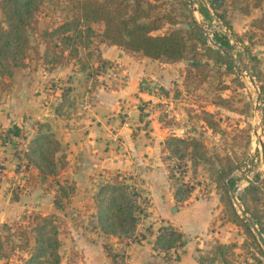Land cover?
<instances>
[{"label": "rangeland", "instance_id": "rangeland-1", "mask_svg": "<svg viewBox=\"0 0 264 264\" xmlns=\"http://www.w3.org/2000/svg\"><path fill=\"white\" fill-rule=\"evenodd\" d=\"M254 1L156 0L159 6L155 11L172 14L176 22L171 24L161 18L156 32L179 27L185 30L190 20L196 19L209 45L217 48L208 41V30L213 32V37L218 35L229 41V46L224 49L232 58L230 63L213 58L205 51V45L198 43L176 61H167L164 57L148 59L150 62L155 59L158 68L166 62L176 64L179 74L173 76L175 79L170 81L173 85L169 88L156 85L153 98L139 99L135 103L137 111L132 116L119 112L124 120L133 122L139 121L140 114L142 123L139 127L143 126L147 130L145 133L154 128V123L161 122L167 127L168 133H162L163 146L158 151L164 165L158 166L167 170L165 185L175 193L173 203L178 207L171 212L178 218L175 225L161 219L159 211L154 208L151 192L156 188L155 183L149 181V177H141L139 172L128 173L115 164L110 174L96 178L101 181L97 189L103 182H112L116 175L125 176L124 181L141 193L135 199L140 211L135 210L138 220L129 236H118L115 240L114 234L103 232L96 225V203L94 209L89 207L93 203L88 200L81 205L88 206L85 208L69 203L75 197L77 186L76 180L59 175L67 165L66 148L61 140L56 175L42 177L35 166H26L25 152L41 121L27 118L25 112L17 121L20 125H11L7 121L4 124L0 120V232L6 223L29 225L34 213H55L61 264H108L100 259L101 254L105 257L104 253L115 258V264H124L123 249L115 243L133 239L135 232L137 239H145L157 252L153 253L154 257L159 254L169 260L179 254L182 246H173L165 257L155 243L158 228H178L177 222L182 220L185 210L195 209L200 225L195 232L183 236V240L192 247L199 264H264V249L256 235L247 231L242 219L235 220L231 210L232 202L239 215L245 218L238 208V204L244 208L239 198L242 197L250 210L258 207L264 226V186L257 193L246 188L249 184L260 186L264 176L259 142L260 137L264 140V3L254 5ZM200 6H206L208 15L199 12L197 8ZM64 17L65 12L58 8L55 0H45L39 7L34 28L30 31L31 47L25 58L26 64L13 67L11 76L0 75V110L5 119L12 116L8 108L17 102L14 99L16 92H24L20 97L24 102L31 99L27 93L28 85H31L30 92L36 88L35 92L40 94L37 96L41 102L39 106L47 109L44 119L52 114L54 118L49 119L55 120L53 124L65 123L68 118L84 114L89 91L103 86L111 89L115 83L124 84L128 80L129 61L146 56L108 44L96 36L92 43V57H85L81 62L74 58L44 62L46 39L42 31L52 28ZM214 17H219L220 21ZM95 27L101 28L99 24ZM116 50L124 51L126 61L119 60ZM101 51L108 56L103 58ZM249 75L254 77L255 85ZM159 94L169 95L171 103L163 106L167 99L159 101ZM13 127L16 130L12 132ZM47 129L57 137L48 125L43 128ZM171 135L186 138V144L179 143L180 149L175 150ZM189 140L199 142L196 153ZM154 164V161L146 163L142 173L145 174ZM245 175L253 182H248ZM144 178L149 181L146 186L143 185ZM229 178L234 181V187L228 184ZM58 181L68 190L73 188L68 196H61ZM93 182L88 189L90 192L96 185V181ZM55 196L61 197V208L56 207ZM181 208L185 211L182 214L179 213ZM3 261L4 258L0 257V262ZM13 261L18 262L15 255Z\"/></svg>", "mask_w": 264, "mask_h": 264}, {"label": "trees", "instance_id": "trees-1", "mask_svg": "<svg viewBox=\"0 0 264 264\" xmlns=\"http://www.w3.org/2000/svg\"><path fill=\"white\" fill-rule=\"evenodd\" d=\"M44 1L0 0L1 76H11L13 67L26 64L25 58L31 47L30 31L34 28L37 11ZM262 3L264 0L254 1V5ZM55 4L65 12V17L52 28L42 31V36L46 39L44 62L53 63L60 58H74L81 62L85 57H92V43L96 36L127 51L141 52L151 58L164 57L167 61L183 58L188 49L191 46L196 47L198 43L204 44L205 51L213 58L223 59L226 63H230L232 59L224 49L229 46V41L224 36L222 38L215 35V43L222 48L209 45L196 19L190 20L185 30L179 27L156 32L160 27L161 18L171 24L176 23L172 14H160L155 11L159 6L156 0H55ZM197 9L201 14L208 15L206 6ZM96 24L100 25L99 30L95 27ZM255 25H259L258 20ZM82 66L85 67L84 64ZM38 124V131L30 139L28 150L25 152L26 166H35L42 177L56 175L60 141L53 131L43 130L46 124ZM15 130L13 127L10 131ZM170 139L175 150L180 149L179 143L186 141V138L177 135H171ZM189 143L196 153L199 142L189 140ZM123 177L125 176L116 175L112 182L101 183L94 196L97 227L105 233L119 237L132 233L138 220L135 210L140 211L139 203H136L135 199L141 193L139 190L135 191L136 188L125 182ZM227 181L234 187L232 178ZM58 185L61 196H68L69 191L73 190L72 187L68 190L59 181ZM262 186L264 181L260 186L249 184L246 188L257 193ZM176 193H179L178 190ZM239 198L252 221L264 234L258 207L252 211L244 199ZM54 201L56 207H62L61 197L55 196ZM231 210L234 219H242L247 231L254 235L250 222L239 215L232 202ZM58 234L59 225L55 213H34L29 225L6 223L0 232V257L4 258L0 264H61ZM155 243L167 257L169 250L175 245H183L184 240L180 230L160 226ZM13 255L17 263L13 261Z\"/></svg>", "mask_w": 264, "mask_h": 264}, {"label": "crops", "instance_id": "crops-1", "mask_svg": "<svg viewBox=\"0 0 264 264\" xmlns=\"http://www.w3.org/2000/svg\"><path fill=\"white\" fill-rule=\"evenodd\" d=\"M109 47L114 46L110 45ZM110 49L112 50V48ZM116 51L119 60L126 61L124 51ZM101 55L103 58L108 56L104 51H101ZM148 59L152 58L143 56L138 60L129 61V68H127L129 69V72H127L128 80L124 84L115 83L111 89L103 86V88L89 91L87 95L89 98L88 103H84V114L68 118L65 123L53 124L52 121L55 120L49 119L53 117L52 114L44 119V116L47 115V109L39 106L41 102L38 101L40 98H37V96L39 97L40 94L35 92L36 88L34 92H30V87H33L31 85H28L29 92H27L31 99L24 102L20 99L24 92H16L14 99L17 102L8 108L12 116L8 118L5 116V119L0 110V120L4 124L7 121L12 123L11 125H20L17 121L23 117L19 118V116L21 113L26 112L27 118L41 121L56 132L58 139L65 145L64 153L67 158V165L59 175H63V178L76 180L75 197L69 200V203H76L78 207L85 208L88 206L81 205L85 200H88L87 202L91 201L93 203V206L91 204L89 207L94 209L95 191L99 182H101L96 178H102L104 175L110 174V170L116 164L117 167L125 168L128 173L135 174L139 172L141 177H149V181L155 183L156 188L153 189V192L150 191L154 196V208L156 207L159 211L161 219L175 225L178 218L171 213L177 210L178 207L173 203L175 193L165 185L167 170H162V167L158 166L160 164L164 165L160 160L158 151L163 146L162 133H168L166 132L167 127L162 126L161 122L154 123V128L148 130L149 133H145L147 130L143 126L139 127L142 123L140 114L137 122L124 120L119 116V112H126L132 116L137 111V104L135 103H138L139 99L153 98L157 92L156 85L164 86L167 89L169 85H173V82H170L175 79L173 76L179 74L176 64L166 62L158 68L155 59L152 62ZM145 83L146 85L143 86ZM157 98L161 102L167 99L162 104L163 106L171 103L169 95L159 94ZM134 130L138 131L133 132ZM116 146H118L117 149ZM152 161H154L155 166L149 167L147 172L143 174L141 169L146 163ZM145 178L143 179V185L146 186L149 181ZM93 181H96V185L90 192L88 189L93 186ZM182 209L179 213L182 214L185 211L186 213L182 214V220L177 222L178 228L176 229L180 230L182 236L185 237L189 232H195L201 220H199L200 218L195 209L185 211ZM137 229L142 230L139 226ZM135 234L136 232L133 234V239L115 243L117 247L123 249L122 252L125 254L124 264H199L192 247L187 242L181 245L182 250L179 252L178 257L164 260L159 254H155L157 256L154 257L153 253L157 252L151 248V245H148L145 239H137ZM114 236L116 240L118 236ZM104 256L102 254L100 256L103 263L115 264V258L113 259L105 253Z\"/></svg>", "mask_w": 264, "mask_h": 264}, {"label": "water", "instance_id": "water-1", "mask_svg": "<svg viewBox=\"0 0 264 264\" xmlns=\"http://www.w3.org/2000/svg\"><path fill=\"white\" fill-rule=\"evenodd\" d=\"M212 44H215L217 47L222 48V46H219L217 43L213 42ZM249 78L251 80V82L255 85V79L252 75H249ZM260 97V94H258V98ZM260 142V147H261V157H262V163L264 165V140L260 137L259 139ZM245 179L252 183L253 179L247 175L244 176ZM262 181H264V176L262 178ZM238 208L240 210V213L242 214V216H244L251 224V228L252 231L254 232V234L256 235L258 241L260 242L261 246L264 249V234L261 232V230L259 229V227L257 226V224H255L252 219L251 216L249 215V213L243 208V206L241 204H238Z\"/></svg>", "mask_w": 264, "mask_h": 264}, {"label": "built area", "instance_id": "built-area-1", "mask_svg": "<svg viewBox=\"0 0 264 264\" xmlns=\"http://www.w3.org/2000/svg\"><path fill=\"white\" fill-rule=\"evenodd\" d=\"M213 19H214V20H217V22L220 21V18H219V17H214ZM206 34H207V37H208V41H209V42H211V43L215 42V41H214V38H213V32H211V31L208 30V31L206 32Z\"/></svg>", "mask_w": 264, "mask_h": 264}]
</instances>
